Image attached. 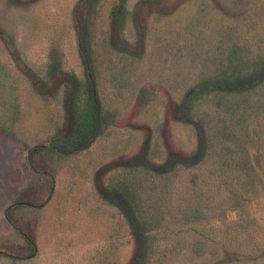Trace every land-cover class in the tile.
Masks as SVG:
<instances>
[{
  "label": "rangeland",
  "instance_id": "1",
  "mask_svg": "<svg viewBox=\"0 0 264 264\" xmlns=\"http://www.w3.org/2000/svg\"><path fill=\"white\" fill-rule=\"evenodd\" d=\"M256 35L264 0H0V251L11 255L0 264H128L135 241L116 192L148 223L149 264H264V189L236 205L213 168L234 110L215 93L186 100L229 63L252 72L264 60ZM89 106L101 123L92 137L78 125ZM203 138L192 167H142L191 157ZM263 147L248 153L264 186ZM241 208L254 220L244 230Z\"/></svg>",
  "mask_w": 264,
  "mask_h": 264
},
{
  "label": "trees",
  "instance_id": "2",
  "mask_svg": "<svg viewBox=\"0 0 264 264\" xmlns=\"http://www.w3.org/2000/svg\"><path fill=\"white\" fill-rule=\"evenodd\" d=\"M119 8V5H114L110 15L116 22H121L123 11ZM256 28V27H255ZM260 38L252 43L259 44L264 47L263 35H256ZM250 46V45H249ZM232 64L229 63L227 71L222 74L216 75L211 78L200 80L195 83L190 89L187 90V109L189 107V101L195 97H199L203 94L215 93L222 101L225 102L226 111L233 109V119L230 121L224 120L222 123L221 134H217L216 139L217 149L220 145H224V160H220L219 163L213 166L217 171V184L219 183L220 191H224L225 196L229 193V199L236 205L243 206L248 200L252 201L253 198L261 196L264 186L260 176L253 166L252 158L248 153L249 148L253 143L258 145H264V97H258L260 88L264 85V60L258 61L255 65V69L245 76L239 75L238 70L232 69ZM85 103L86 99H85ZM227 107H229L227 109ZM91 110V111H90ZM246 112V118H237V113L244 114ZM92 108L89 106V114L78 115L79 124L89 125V122L96 123L95 119H92ZM91 120V121H90ZM220 139V140H219ZM221 141V144L220 142ZM199 148L195 151L193 156L184 158L178 154H172L167 157L165 163L161 166L146 165L142 166L148 172H152L158 175L169 173L175 165L181 164L183 166L192 167L206 157L209 148V142L205 138L201 139ZM261 149V147H260ZM264 149V147H263ZM223 156V152L221 151ZM263 154V155H262ZM261 163L264 164V150L259 153ZM262 156V157H261ZM250 179V181H248ZM116 200L112 203L119 209L122 215L125 217L130 233L135 241V253L128 264H149V254L151 239L148 223L142 217H140L138 211L132 206V202L125 197L123 193L116 192ZM196 194L190 193L187 197V202L195 203ZM229 200L228 197H225ZM233 206V204H232ZM235 206V205H234ZM241 216L245 221L241 224L239 229L244 230L246 225L252 223L253 217H251L248 209L241 208ZM226 216V213H224ZM156 217L158 220V226L163 220L162 217ZM189 220V219H188ZM233 225V222H232ZM234 225L235 222H234ZM238 229V228H237ZM238 230H227L225 241V247L236 248V237ZM199 247H194V250H198ZM197 251L196 253H199ZM187 259V258H186Z\"/></svg>",
  "mask_w": 264,
  "mask_h": 264
},
{
  "label": "flooded vegetation",
  "instance_id": "3",
  "mask_svg": "<svg viewBox=\"0 0 264 264\" xmlns=\"http://www.w3.org/2000/svg\"><path fill=\"white\" fill-rule=\"evenodd\" d=\"M119 5V8L123 11V15H122V19H123V17H124V9H123V7H122V5L123 4H118ZM120 10V11H121ZM110 17L111 18H113L111 15H110ZM114 19V18H113ZM85 90H84V95H85ZM82 96L84 99H83V102L82 103H85V96ZM76 100H77V102H78V104L80 105L81 104V101H80V99L78 98V96H75V98H74V102H76ZM86 104V103H85ZM75 111H76V109H75ZM76 113H77V111H76ZM77 115H78V113H77ZM91 117H92V119H95V121H96V123H94L93 124V122H89V125H80L79 124V120H78V125H79V128L80 129H83L82 130V132H84L85 131V133H84V135L83 136H86V135H90V137H92V135L94 136L95 135V133L98 131V129H99V127L101 126V123H100V118H97L96 117V115L95 114H92V115H90ZM91 121V120H90ZM85 127H88L89 129V132H87V129H84ZM77 136H79L78 134H77ZM91 141V138H87V143L88 142H90ZM39 146V145H38ZM40 146H45V147H48L49 149H54L55 150V148H54V146H49V145H40ZM51 179V178H50ZM9 220V219H8ZM10 221V220H9ZM11 222V221H10ZM11 224H13L12 222H11ZM24 238H25V243H26V245L27 246H29L30 248L31 247H33L34 245H33V243H32V241H31V239L29 238V237H27V236H24ZM0 255H7V256H11L10 254H8V253H5V252H2V251H0Z\"/></svg>",
  "mask_w": 264,
  "mask_h": 264
}]
</instances>
